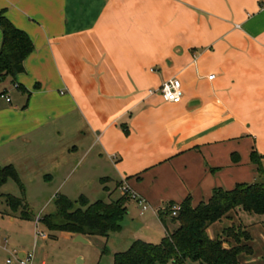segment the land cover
Wrapping results in <instances>:
<instances>
[{"label":"crops","instance_id":"crops-1","mask_svg":"<svg viewBox=\"0 0 264 264\" xmlns=\"http://www.w3.org/2000/svg\"><path fill=\"white\" fill-rule=\"evenodd\" d=\"M2 11L34 51L23 73L0 84L12 100L0 99V170L11 165L22 181L47 185L96 182L109 198L126 185L157 216L170 203L191 197L197 206L218 189L257 180L251 155L264 156V0H0ZM175 78L180 104L149 94ZM11 181L0 196L11 195L4 193ZM234 216L247 219L232 211L208 229L210 238ZM18 222L36 220L15 218L0 201V264H21L29 253L32 264H54L50 235L37 227L34 243L17 240ZM94 237L83 236L87 244ZM138 238L155 242L124 243ZM6 256L14 260L4 263ZM246 256L241 263L252 264Z\"/></svg>","mask_w":264,"mask_h":264},{"label":"trees","instance_id":"trees-1","mask_svg":"<svg viewBox=\"0 0 264 264\" xmlns=\"http://www.w3.org/2000/svg\"><path fill=\"white\" fill-rule=\"evenodd\" d=\"M0 29L3 33V46L0 51V84L8 78H16L24 72V61L34 51L29 36L16 28L5 13L0 12ZM264 156L254 151L251 161L257 166L259 181L239 183L232 190L218 189L209 201L194 206L187 197L180 205L176 217L171 215L170 203L159 211V217L167 230L161 243L153 244L135 241L130 248L116 253L114 264H186L188 260L202 264H242L243 255H254L252 236L246 228L239 232L232 226L223 235L211 239L208 229L221 221L232 211H242L264 216ZM233 161L239 162L234 155ZM12 179L20 188L21 197L1 195L0 199L10 215L24 221H35L37 216L26 199V188L13 166L0 170V186ZM131 198L123 194L118 200L106 203L102 200L90 203L86 196L73 201L59 194L54 199L55 212L40 218V222L50 232H66L74 235L100 236L122 231V222L128 213L127 203ZM175 228L170 230L167 218ZM234 242V244L232 243ZM107 252V249H105Z\"/></svg>","mask_w":264,"mask_h":264},{"label":"rangeland","instance_id":"rangeland-1","mask_svg":"<svg viewBox=\"0 0 264 264\" xmlns=\"http://www.w3.org/2000/svg\"><path fill=\"white\" fill-rule=\"evenodd\" d=\"M257 181H259V178H257L255 182ZM22 182L26 188V199L37 217L55 212V194L61 190L70 194L68 198L73 201L77 200L79 195L84 193L91 203L98 200L109 202L116 199L120 194H123L120 185L119 190H116L113 196L109 198V195L98 183L88 182L85 184H77L74 181V177L63 186L58 183L47 185L40 181L31 180L30 178H25V181L23 180ZM60 186V190L56 192ZM107 188L108 192H113L115 190L114 185H109ZM4 193L16 197L22 196L19 187L13 181L7 185ZM0 201L2 200L0 199ZM150 205L151 204L149 203L145 215L141 216V207L135 200L131 199L129 206L130 213L125 217L124 225H122L123 231L110 234L111 240L108 241L105 237L95 236L89 244L75 242L74 240L61 236L60 233L50 232L43 223L37 222H18L13 231H15V238L17 240L32 243H34V232L37 227L39 231L50 235V237H48V243L50 246L49 254L50 259L54 264H78L79 258L84 261L83 264H114L115 254L127 251L131 244H133L126 245L124 243L128 238L150 237V239H155V242H152L154 244H159L163 240L165 232L159 216L155 213L157 208H153L154 206L152 207V205L150 207ZM246 216V220H238L235 216L233 220L229 222L225 219L222 222V227L227 228L233 226L238 232L242 228H246L252 236L251 245L254 248V255L249 256L248 258L253 261L252 264H264V216L249 213H246ZM171 219L170 216L167 218L168 224H170ZM141 223L147 226L151 231L150 234H146L143 229L140 230L139 225ZM222 227H217V230ZM169 228H171V225ZM139 240L146 242V240H142L141 238ZM2 241H4V239ZM232 243L234 244V242ZM105 249H107V252H105ZM8 259L12 261L14 260L13 257L6 256L3 260L4 263H7ZM186 264L202 263L188 260Z\"/></svg>","mask_w":264,"mask_h":264},{"label":"built area","instance_id":"built-area-1","mask_svg":"<svg viewBox=\"0 0 264 264\" xmlns=\"http://www.w3.org/2000/svg\"><path fill=\"white\" fill-rule=\"evenodd\" d=\"M214 78L215 75L210 76L211 80ZM15 88H18V86H15ZM149 94L150 95L158 94L162 97V99L165 102L171 104H180L184 99V90H183L182 82L176 78L165 82L158 89L149 90ZM0 99L5 100L7 103H11L12 101L11 97L8 94V91L1 89H0ZM120 189L123 192V194L128 195L131 199L136 200L138 202L139 206L142 209V213L148 210V204L146 203V201L136 196L128 186L122 185ZM180 211H181V205L175 204L171 208V215L173 217H176ZM40 218H41L40 216L36 218L37 223L40 222ZM38 235L43 238L46 237V235L41 232L38 233ZM33 259H34V253H29L26 255L25 259L20 260V263L32 264ZM10 262L11 261H9V263Z\"/></svg>","mask_w":264,"mask_h":264},{"label":"water","instance_id":"water-1","mask_svg":"<svg viewBox=\"0 0 264 264\" xmlns=\"http://www.w3.org/2000/svg\"><path fill=\"white\" fill-rule=\"evenodd\" d=\"M76 241H77V242H82V243H87V240L84 239L82 235H78V236L76 237Z\"/></svg>","mask_w":264,"mask_h":264}]
</instances>
